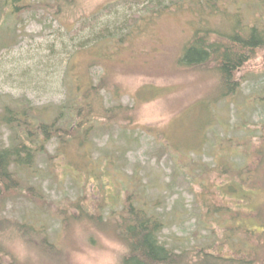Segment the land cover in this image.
Masks as SVG:
<instances>
[{
    "label": "rangeland",
    "instance_id": "1",
    "mask_svg": "<svg viewBox=\"0 0 264 264\" xmlns=\"http://www.w3.org/2000/svg\"><path fill=\"white\" fill-rule=\"evenodd\" d=\"M59 1L60 7L54 0H0V139L6 144L10 133L2 121L6 120L5 107L17 111L28 103L32 114L49 119L67 91L68 74L85 80L84 64L94 55L101 63L91 67L90 76L105 75L120 88L119 101L133 106V121L125 127L114 123L97 128L84 148L67 155L46 159L37 154L39 172L33 176L19 172L22 190L0 210V218L8 224L0 230V244L5 248L0 252L1 262L46 264L27 237L13 228L29 224L33 233L43 231L61 255L64 251V264L113 263L123 251L115 238L93 224L77 221L71 210L63 228L55 214L83 192L90 199L89 206L102 198L105 211L119 208L126 190L142 192L164 220L160 242L176 252L194 254L201 244L215 241L221 236L218 224L224 226L230 214L253 216L252 204L260 206L264 199V162L257 165L262 157L254 152V146L264 141V49L241 68L239 93L212 106L203 103L216 94L210 88L215 77L179 65L178 58L183 55L184 39L199 22L221 31L225 20L235 24L239 16L241 22L263 27L264 2L181 0L182 9L161 12L145 24L148 14L143 6L148 0ZM169 2L162 0L163 5ZM21 4L35 7L24 11ZM13 7L15 15L10 13ZM133 13L144 19L126 25L128 43L121 48L109 43L100 49L97 43L87 52L77 50L93 42L97 28L115 25L123 30ZM85 22L90 25L83 29ZM218 137L233 138L238 150L226 149L225 144L220 148ZM54 148L51 139L46 150L53 155ZM219 157L223 161H218L219 167L240 168L235 176L239 189L251 192L245 200L243 195L232 197L223 190L233 172L219 173L220 168L211 163ZM255 179L263 184L257 195ZM28 183L40 190L45 205L25 195ZM214 207L220 211L208 212ZM260 220L264 226V211ZM259 228L254 223L253 230L264 240V230ZM223 246L226 252L228 245Z\"/></svg>",
    "mask_w": 264,
    "mask_h": 264
},
{
    "label": "trees",
    "instance_id": "2",
    "mask_svg": "<svg viewBox=\"0 0 264 264\" xmlns=\"http://www.w3.org/2000/svg\"><path fill=\"white\" fill-rule=\"evenodd\" d=\"M65 1L69 2L70 0ZM129 1L138 3L141 0ZM151 1L148 0L147 4L143 6V10L148 14L145 24L151 17L158 16L161 12L182 9L181 0H170L168 5H163L162 0H154L155 3H151ZM12 2L19 3L17 0H12ZM54 2L57 7L63 5L62 1L54 0ZM21 6L24 11L33 10L35 7L34 4H21ZM207 12L212 15L210 9ZM10 13L15 15L14 7ZM218 14L223 15L221 10L218 11ZM235 17H237L236 25L233 20L227 19L224 21L225 28L221 31L206 25L204 27L199 22L198 28L187 36L181 45L183 55L178 58L179 65H187L192 70L210 73L212 78L215 77L216 81L210 88L216 94L214 97L206 99L207 101L203 103L204 106L215 105L220 100L227 102L235 94H238L243 81V76L240 75L241 68L252 60L257 52L264 49V26L248 25L241 22L239 16ZM139 18L144 19L139 14H131L127 18L126 24L122 25L123 30L114 27L115 25L114 28L108 26L97 28L93 42L85 48L78 46L77 50L81 49V51L87 52L92 50L97 43L100 44V49L109 43L121 48L124 43H128L130 30L126 25L133 26L139 21ZM87 25L90 23L85 22L83 29L88 27ZM97 62L100 61L94 55V59H89L84 64L83 74L87 75L85 80H81L77 74H68L67 91L57 105L54 116H49V119L32 114L31 106L28 103H25L23 108L17 111L9 107H5L3 110L2 113L5 114L6 120L2 121L7 123L10 133L6 144L0 139V210L6 200L21 192L22 183L18 176L20 171L26 173L27 177L39 172L35 165L37 154L42 153L46 159L64 156L68 151L84 148L89 137L97 128H109L114 123H117L119 127L125 124V127L132 123L133 106L124 105L119 101L120 88L111 84L105 75H99V78L90 76L92 68L97 65ZM103 74H105L104 71ZM203 121L204 119L198 121L197 125ZM208 126H206L207 129L211 127L208 128ZM51 139L55 142L53 155L46 150V144ZM217 140L216 143L220 148H223L225 144L226 149L235 148L238 150L237 142L231 137H218ZM254 152L263 159L262 161L258 158L257 165L260 166L264 162L263 140L258 146H254ZM215 158L211 159V163L215 167H219L218 161H223L220 157L221 160ZM227 166L219 167L220 174L229 173L231 170L233 172L231 181L226 184L223 190H226V193L232 197L243 195L245 200L249 196L248 193L251 192L248 189H243V191L239 189L235 176L239 174L236 171H239L240 168L229 167L226 169ZM242 169H246V167L243 166ZM255 172L257 176L259 168ZM30 185L28 183L24 187L25 195L31 196L38 203L45 205L46 199L43 194ZM262 185L261 181L255 179L253 184L255 195L262 190ZM88 198L86 192H83L82 195L70 201L68 206L55 210V214L60 220V225H64L63 228H65L66 220L70 217L67 211L71 210L77 221L93 224L115 238L121 244L123 251L110 264H259V262L262 264L264 260V240H261L258 230L256 233L253 230L254 223H258L259 227L261 225L262 228L259 229L264 230V226L260 223L264 211V199L260 204L261 207L258 204H252L255 209L253 216L244 217L240 213L230 214L227 223H232L235 226H227V223L224 226L218 224V228H221V236L217 238L219 240L216 239L213 242L209 240V242L201 244L194 254H191V251L188 250L176 252L160 242L158 235L165 225L164 220L152 210L151 201L143 197L142 192L132 193L126 190L121 198L119 208L109 207L106 211L103 208L102 198L95 199L92 206H89L90 199ZM211 211L218 213L220 209L214 207V209L208 210V212ZM249 223L253 226L248 228ZM7 226V222L0 218V230L6 229ZM203 227L207 228L204 225ZM13 228L27 237L30 246L34 247V251H37L36 255L46 260V264H64V251L60 249L61 255L56 250L58 248L48 240L43 231L33 233V227L29 224L24 228H21V225ZM210 231L217 237L214 228H210ZM223 245H228L226 252L223 251ZM4 251L5 248L0 244V252ZM0 264H3L1 260Z\"/></svg>",
    "mask_w": 264,
    "mask_h": 264
},
{
    "label": "flooded vegetation",
    "instance_id": "3",
    "mask_svg": "<svg viewBox=\"0 0 264 264\" xmlns=\"http://www.w3.org/2000/svg\"><path fill=\"white\" fill-rule=\"evenodd\" d=\"M213 1H215V0H211V2H213ZM229 1H239V2H242V0H229ZM248 1L249 2L251 1L252 3H257V4H259L260 2H264V0H248ZM209 41L211 42L210 38H209Z\"/></svg>",
    "mask_w": 264,
    "mask_h": 264
},
{
    "label": "water",
    "instance_id": "4",
    "mask_svg": "<svg viewBox=\"0 0 264 264\" xmlns=\"http://www.w3.org/2000/svg\"><path fill=\"white\" fill-rule=\"evenodd\" d=\"M262 264H264V260H263V263Z\"/></svg>",
    "mask_w": 264,
    "mask_h": 264
}]
</instances>
